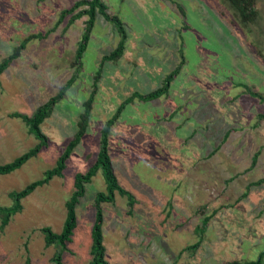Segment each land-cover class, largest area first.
I'll use <instances>...</instances> for the list:
<instances>
[{"label": "rangeland", "instance_id": "374dc122", "mask_svg": "<svg viewBox=\"0 0 264 264\" xmlns=\"http://www.w3.org/2000/svg\"><path fill=\"white\" fill-rule=\"evenodd\" d=\"M75 1L0 0V61L20 41L39 35L0 74V165L37 143L19 115L30 116L76 75L39 125L46 146L0 176V208L11 207L10 193L55 166L75 133L100 59L118 41L113 26L96 15L79 65L73 66L86 18L66 25V17L53 26L59 11ZM101 1L123 24L122 54L101 65L85 133L61 176L23 198L20 210L0 229V264H51L56 249L44 245L40 229L61 230L73 177L95 160L104 122L131 92L146 94L159 87L180 54L183 64L167 94L128 104L109 131L113 173L135 203L129 208L125 198L115 195L113 203L101 205L104 260H256L264 250V183H250L264 178V103L259 100L264 96V0H253L256 17L245 26L222 0ZM103 189L99 172L84 185L63 264L90 262L92 204ZM199 239L195 250L186 249Z\"/></svg>", "mask_w": 264, "mask_h": 264}, {"label": "trees", "instance_id": "16d2710c", "mask_svg": "<svg viewBox=\"0 0 264 264\" xmlns=\"http://www.w3.org/2000/svg\"><path fill=\"white\" fill-rule=\"evenodd\" d=\"M222 1L232 9L234 16L242 26L251 23L256 17V11L253 7V0ZM96 15H99L104 21L111 24L115 29L118 37L116 46L109 54L103 56L100 59L98 69L93 76L91 91L89 92L86 100H84L82 103V111L77 118L75 133L73 134L72 138L65 144L61 154L56 160L55 166L50 170L45 171L42 179L33 181L27 184L21 190L9 194L14 202L13 205L9 208H0V229L7 224L11 215L17 213L20 210V201L23 198L28 196L35 188L47 183L54 176H61L67 158L69 157L73 149L78 145L80 139L85 133L93 97L96 92V83L100 76V67L104 62L116 61L122 54L124 43L126 40V33L119 18L115 15L108 14L107 7L101 0H78L75 1L70 7L59 11L56 23L53 26V28H55L66 17V25H70L75 20L81 17L86 18L83 22V29L79 38V42L76 44V48L74 51L73 66L79 65V59L85 50ZM33 38H39V35L29 36L20 41V43L13 49L11 54L0 61V74L9 66V64L13 60H15L20 55V52L24 48L25 44ZM182 64L183 59L180 54V60L178 64L170 73H168L164 77L159 87L146 94L131 92L120 102L112 115L104 122L99 131L98 147L95 160L85 172L77 173L73 177L72 192L69 195L68 199L64 202V219L62 222L61 230L59 231V233H54L50 230L49 227H42L40 229L44 245L53 246L56 249L50 259L51 264H63L61 261V254L65 251L66 244L70 242V238L76 224L75 206L77 205L78 200L84 195V185L89 183L91 178L97 172L100 173L104 189L103 191L96 193L93 199L92 208L94 217L90 228V262L88 264H107V262L104 260L105 249L103 245L102 235L101 205L104 203H113L115 195L125 198L129 208H132L133 204L135 203L133 196L118 184V181L113 173L110 159L107 154L109 131L128 104H131L135 100L139 102H148L158 99L161 96H165L167 94L171 81L178 74ZM75 78L76 75H72L68 80H66V82L57 91V93L52 98H50L49 101L37 106L30 116L19 115L21 120L27 126L28 133L33 135L37 143L32 149L14 158L11 162L0 165V176L9 174L10 172L18 169L28 159L35 156L41 148L46 146V139L40 132L39 125L43 122L44 119L50 116L54 104L64 96L65 92L69 89ZM259 100L264 103V96L259 98ZM260 118H264V114L261 115ZM255 157L256 154H254L251 158V166L254 163ZM261 183H264V178L252 182L250 183V185H259ZM206 219L207 218L203 219V224L205 223ZM200 231H202V228L200 229ZM199 242L200 239L186 249L195 250L198 247ZM262 258H264V250L258 254L257 259L254 261L243 263L233 261L230 264H259Z\"/></svg>", "mask_w": 264, "mask_h": 264}]
</instances>
